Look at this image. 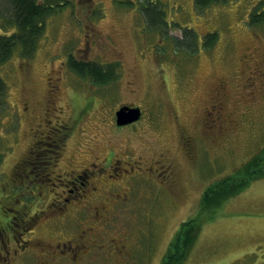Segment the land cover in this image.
<instances>
[{"label":"rangeland","instance_id":"1","mask_svg":"<svg viewBox=\"0 0 264 264\" xmlns=\"http://www.w3.org/2000/svg\"><path fill=\"white\" fill-rule=\"evenodd\" d=\"M145 2L68 0L47 16L32 53L22 54L16 47L0 63L5 88L0 95V205L3 198L18 197L25 209L23 217H10L0 206V227L8 229L3 240L11 256L14 248L22 252L18 264H55L50 253L35 247V238H72L89 219L104 246H94L82 264H160L180 225L198 214L201 226L180 264H264V177L212 211L200 210L205 190L239 176L264 149V81L257 78L248 87L251 73L244 67L246 62L264 67V23H247L257 0H232L200 14L192 0H150V7ZM10 20L9 1L0 0V35L14 30ZM159 22L167 26L166 34L156 30ZM181 30L187 36L183 45L170 42L182 38ZM212 31L216 38L205 39ZM71 54L84 71L93 68L90 63L99 65L105 86L95 84L92 74L71 71ZM221 81L220 128L209 105ZM123 104L142 109L141 119L126 128L114 124V112ZM63 127L71 132L64 146L57 145L61 154L53 168L45 171L44 162L29 179L16 173L35 137L53 138ZM99 149L107 158L124 151L121 157L132 159L115 166L119 175L107 163L99 165L103 173L87 169L96 172L88 173L83 199L93 205L104 202L107 211L96 217L84 203V210L71 207L72 213L56 217L60 206L53 204L56 191L62 190L57 184L70 171L87 167ZM136 155L143 156L137 163ZM130 166L143 174L127 179L123 167ZM106 171L112 175L106 178ZM112 193L120 194L119 201ZM9 220L20 225V243L5 225ZM24 241L25 251H20Z\"/></svg>","mask_w":264,"mask_h":264},{"label":"trees","instance_id":"2","mask_svg":"<svg viewBox=\"0 0 264 264\" xmlns=\"http://www.w3.org/2000/svg\"><path fill=\"white\" fill-rule=\"evenodd\" d=\"M11 11V20L10 25L14 26V30L11 33H7L8 35H0V63L6 62L11 57L12 52L16 47H19V50L22 54H30L37 47L38 37L41 35L42 30L44 28L45 19L48 15L53 13L58 6L61 4H66L68 0H64L63 2H59V5H54L51 3L52 0H8ZM42 1V3H40ZM145 1V0H143ZM232 0H192L193 7L195 9V13L200 14L203 11H206L207 8H210L212 5H221L227 4ZM140 3V2H139ZM143 4V2H141ZM144 4L150 5V0L145 2ZM247 23L251 26L259 25L264 23V0H257L254 6L251 7V10L248 11ZM5 24V23H4ZM9 25V24H7ZM173 26H178L177 24H172ZM6 24L4 25V27ZM4 27L2 28L3 31ZM180 27V26H178ZM156 30L160 29V31H164L166 34L167 26L165 24H161L160 22L155 27ZM182 38L171 37L170 42L178 45H183L186 41L187 36L185 32H182ZM193 31V30H191ZM194 32V31H193ZM191 36L194 40L196 39L195 33ZM209 36V37H208ZM216 31H212L211 34H206L204 37L207 40H211L212 38H216ZM208 37V38H207ZM213 43V41H212ZM212 43H208L205 41V45L210 46ZM197 48L193 46L190 53L192 55L196 52ZM71 62V71L79 76H90L91 74L96 77L95 84H99L101 86H105V83L102 82L101 76H104V73H101L99 65L96 63H90L89 65H93L92 69L89 71H84V67L81 61H75L73 56L69 55ZM117 64V63H114ZM118 65V64H117ZM86 73V74H85ZM111 81V80H109ZM2 92H5L4 82L0 78V95ZM69 127H63L62 130L55 131L57 136L53 138H45L39 139L35 137L34 144L31 149L27 151V153L21 158V161L16 166V173H20L25 175L28 179L33 178L37 173L36 169H43V164L46 162L45 171L51 166L55 165V159L58 154H61L60 151H57V145H61L65 143V139L69 135ZM50 132V131H49ZM53 133V131H52ZM51 136V135H50ZM52 139V140H51ZM56 142V145H53V142ZM36 150L42 152V157L36 158L33 154L32 150ZM57 153V154H56ZM56 154V155H55ZM246 166L241 170L242 173L239 176H233L227 180H221L217 184L209 187L205 190L201 195V203L200 210H208L213 207L218 206L220 203L230 199L232 196H236L239 194L244 188L248 187L251 182L259 180L264 177V149L260 151V154L255 155L250 159L249 162L245 164ZM26 174H25V173ZM15 173V174H16ZM35 173V174H33ZM19 175V174H16ZM51 174L46 175L47 180L49 181ZM22 177V176H21ZM42 174L40 178H42ZM6 198L1 201L2 213L6 216L12 217L14 213H17L20 217H23L25 214L24 207L20 206L18 197H12V199ZM212 211V210H211ZM42 212H37L34 215L33 221L37 220L39 216H41ZM16 216V214H15ZM202 217H199V214L195 216V218L187 220V222L182 223L178 228L175 237L169 243L170 246L167 249L165 256L163 257L160 264H180L181 261L186 257L185 253L188 250L189 246L192 244V241L198 234V230L202 223ZM27 221L24 222V227L30 225L32 222ZM17 222L11 220V228L18 230L20 225L16 224ZM20 224V223H19ZM20 230V229H19Z\"/></svg>","mask_w":264,"mask_h":264},{"label":"flooded vegetation","instance_id":"3","mask_svg":"<svg viewBox=\"0 0 264 264\" xmlns=\"http://www.w3.org/2000/svg\"><path fill=\"white\" fill-rule=\"evenodd\" d=\"M244 67H246L245 70H249L251 73V75L246 76L247 78L250 77L249 78L250 80L246 83L248 87H253L255 85V79L257 78L260 79L261 81H264V67L261 66L259 63L256 64V66L255 65L251 66V64L246 62L244 64ZM245 70L244 72H246ZM224 86H225L224 81H221L214 88V92L210 97L211 103L209 105V109L217 113V117L220 122L218 126L220 128L224 124L222 120V111L224 108V100L222 97L224 95V90H225ZM220 99L222 100V102ZM175 122L177 124V121ZM179 132L183 134L186 131L184 129L181 130V128H179ZM187 138L191 140L192 137L191 135H189L187 136ZM101 152H102L101 149L97 150V152H95L92 157L93 162H89L87 164V167H84L83 169H77V170L70 171L69 173L66 174L67 177L65 181L64 182L60 181L61 184H57L58 187H62V190L60 192L56 191L57 195L55 196L56 199L53 204L55 206L57 205L60 206L59 211L56 214V217H64L65 215H69L70 213H72L71 211H74L73 209L71 210L69 208L75 207L76 209L77 206L82 208V207H85L84 203L87 204L85 208H88V209L92 208L94 210V215H96V217H99L101 213L103 214L104 212L107 211L106 203L99 202L93 205L90 202L84 201L87 199H83V197L86 195V192H88L85 190V187L88 183L87 181L88 173L90 175H93L96 172L95 170L87 171V169L88 167H90L91 169L96 168L98 172L97 174H99V171L103 173L104 168L99 165L100 163H107L108 166L111 167V170L114 172V174L119 175L115 170V166L118 169L119 165L121 164L120 161L125 162V159H126V162H128L130 160L132 161V159L124 158V157L122 158L121 155L124 153V151L121 154L116 153L115 155L116 157L112 156L109 158H107L105 155H101ZM136 156L137 157H133L134 158L133 162L135 161L136 163L138 162L139 159L143 158L142 155H136ZM126 164L130 165L131 163H126ZM123 168H125L123 170L126 171L125 172L126 175L129 176L127 179H130L131 176H139L143 174L142 170L139 167L136 168L139 174L136 173V169H134L133 166H130L128 168L126 167H123ZM109 175H112L110 174V171L109 172L106 171V178ZM49 180H51V178ZM123 183H126V181H124ZM112 185H118V183L112 184ZM66 186H69L71 188H68L65 190ZM97 189H95V187H92L90 188V191H93L94 193V191L95 192L98 191ZM104 194H105L104 192L101 193V195H104ZM112 195H114L115 200L119 201V197H121L120 194L118 195V193H112ZM105 198H108V197H105ZM70 203L72 205L69 207L68 204ZM85 208H82V209L84 210ZM41 212H44V211H41ZM56 217L54 216L51 219V221L56 219ZM91 221L92 220L89 219V222L86 224V227L81 229L79 233H76L74 236H72V238L66 239L61 236H57L56 239L54 238L48 239V238H42V237L35 238V247H37V249L40 250V252L42 251L45 254L50 253V256H52L53 259L56 260L55 264L58 261H63L68 264L69 263L82 264L86 260L85 258H87L90 255V252L91 250L94 249V246L99 247V248L104 246L103 244H100L102 237L98 238L100 237L99 230L96 229L95 226L91 225ZM5 225L6 227H9L10 229H12L11 220H9ZM0 226H3V225L0 224ZM7 230L8 229L4 227L2 228L0 227V237H1V244H2V245L0 244V259H6L4 263L0 262V264H18L21 258L22 252L19 253L17 251V248H14L12 250L13 253L11 256L10 248H8V246L5 243V240H3V236L6 234ZM12 232L16 233V234L14 233V235L16 236L17 242L20 243V233H17L18 230L12 229ZM114 240L115 239H112V241ZM18 248L20 251H25V248H26L25 241L23 245L19 244ZM50 263H51L50 260H47V262H40V264H50Z\"/></svg>","mask_w":264,"mask_h":264},{"label":"water","instance_id":"4","mask_svg":"<svg viewBox=\"0 0 264 264\" xmlns=\"http://www.w3.org/2000/svg\"><path fill=\"white\" fill-rule=\"evenodd\" d=\"M140 112V108L138 107L121 106L115 114L116 125H128V123H132L139 120Z\"/></svg>","mask_w":264,"mask_h":264},{"label":"bare ground","instance_id":"5","mask_svg":"<svg viewBox=\"0 0 264 264\" xmlns=\"http://www.w3.org/2000/svg\"><path fill=\"white\" fill-rule=\"evenodd\" d=\"M88 61H89V60H88ZM117 110H119V108H117ZM117 110L114 112V116H115V114H116ZM139 115H140V117H139V118L141 119V117H142V112H140V114H139ZM114 124H115V126H116V127H118V126L116 125V116H115V121H114Z\"/></svg>","mask_w":264,"mask_h":264}]
</instances>
